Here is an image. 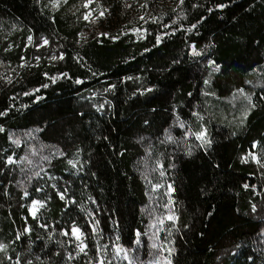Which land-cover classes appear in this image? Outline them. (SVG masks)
<instances>
[{
    "label": "trees",
    "instance_id": "16d2710c",
    "mask_svg": "<svg viewBox=\"0 0 264 264\" xmlns=\"http://www.w3.org/2000/svg\"><path fill=\"white\" fill-rule=\"evenodd\" d=\"M88 1L0 0V264H264V0Z\"/></svg>",
    "mask_w": 264,
    "mask_h": 264
},
{
    "label": "rangeland",
    "instance_id": "374dc122",
    "mask_svg": "<svg viewBox=\"0 0 264 264\" xmlns=\"http://www.w3.org/2000/svg\"><path fill=\"white\" fill-rule=\"evenodd\" d=\"M164 2H173L175 0H163ZM87 15L86 19L89 22H98L103 19L105 16L104 8L99 3V0H89L86 4ZM27 46H32L31 39L27 40ZM30 63V60H25L21 67H26ZM13 75L8 76V80L11 79ZM13 78V77H12ZM101 95H94L93 97L97 98ZM234 100V99H233ZM235 101V100H234ZM197 138L203 142L206 140V133L202 132L197 136ZM245 161H253L254 163H258L264 169V148L259 147L258 145H254L249 154L245 157ZM155 197L158 201V211H156L157 219L155 221V227H157V240L160 241L165 249L164 252L167 251L168 242L167 237L169 231L173 228L176 220V207H175V199L173 197L174 189L170 178L167 174L162 171H158L155 177L154 184L152 186ZM29 212L32 217H37L39 212L44 207V204L39 200H34L29 203ZM71 237L73 241L71 242L76 251V256H82L83 259L87 262L90 261V251L88 250V244L86 243L84 235L81 233L79 228L72 227L71 229ZM110 258H112L113 264H126V255L122 250H120L116 244L112 246L109 250ZM106 250L105 248L98 242L96 248V264H110L108 259L106 258Z\"/></svg>",
    "mask_w": 264,
    "mask_h": 264
}]
</instances>
